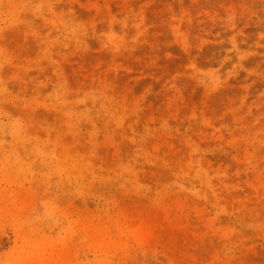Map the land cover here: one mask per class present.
<instances>
[{"label": "rangeland", "instance_id": "rangeland-1", "mask_svg": "<svg viewBox=\"0 0 264 264\" xmlns=\"http://www.w3.org/2000/svg\"><path fill=\"white\" fill-rule=\"evenodd\" d=\"M0 264H264V0H0Z\"/></svg>", "mask_w": 264, "mask_h": 264}]
</instances>
